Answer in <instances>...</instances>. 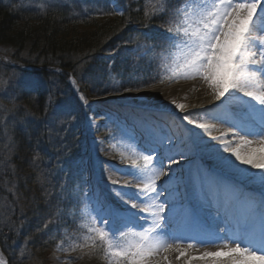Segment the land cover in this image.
<instances>
[{"label":"rangeland","instance_id":"obj_1","mask_svg":"<svg viewBox=\"0 0 264 264\" xmlns=\"http://www.w3.org/2000/svg\"><path fill=\"white\" fill-rule=\"evenodd\" d=\"M23 1L42 5L48 1L58 0ZM70 1L71 3L73 1L79 2L82 8H86L89 5L95 8L99 2L103 3L111 11L115 9L113 14L108 16L119 15L123 12L122 0ZM154 4L158 7L160 0H155ZM94 13L97 14L99 19L106 17L105 14ZM166 27L167 24L163 27L152 25L142 28L133 25L132 28L136 29L132 30L130 35H123L117 38L116 42L109 48V52L96 58L83 59L84 66L79 68L78 75L75 76L70 73L66 75V78L63 77V80L60 77L58 78L57 75L65 73L58 67H49L46 70L50 71V73L42 75L33 72V68L41 69L39 67L26 66L16 59L17 65H15L9 59L0 57V133L5 157L11 154L15 146L14 132L16 130L37 129L40 133L39 140L44 143L48 154L51 153L56 163L52 176L56 178L61 172L60 178L53 179L55 183L60 182L65 187V195L70 202L66 213L69 222L68 227H63V225L56 222L55 215H52L53 218L49 216L48 219H44L40 227H37L38 230L44 232L45 236L42 238L58 234L61 238L57 245L50 252H47L46 264H109L103 252L91 253L89 251L91 241L85 239L86 236L90 235L88 227L85 226L87 223L84 218L85 205L95 208L94 204L90 202L91 199L95 200L97 206L100 204L93 193L88 190L90 173H88L87 168L93 160V154L98 151L99 143L104 144L105 154L117 166L127 164L132 168L130 161L137 159L140 153L146 155L147 152H143L144 147L140 146L141 136L137 138L136 133H130L118 111L113 110L110 112L107 109L100 113L102 110L95 107L94 103L99 100L114 99L127 93H135L152 86L115 92L125 85L122 80L129 77L130 72H134V67L137 66L145 71L147 69L151 70V82H157L153 83V86L163 85L168 87L175 83L184 84L195 79V77L167 79L169 74L167 69L171 66L174 54L162 51L161 48L166 36ZM157 29H162L159 34L162 40L160 44L156 41L152 42L150 37H148L151 31H156ZM112 49L113 51H111ZM136 56L141 59V62L134 66V63L131 62ZM127 60H131V62L129 63ZM126 70L130 71L125 72ZM161 77H164L163 82H161ZM80 80H83L82 84L79 82ZM29 84L34 87H27L26 85ZM24 93L28 95L32 102L34 101L32 98L35 95L42 97V105L44 106L42 107L41 115H35L36 113L26 104V101L23 100L25 98ZM84 100H87L88 103L85 104ZM222 112L224 111L221 110ZM188 113L190 114V119L197 121L202 115L195 109L190 110ZM182 115H178L177 118L184 122L186 128L187 126L188 129L197 128L195 125L184 121ZM139 117L142 120L150 119L144 113H141ZM165 119L171 123V118ZM38 132L36 134H39ZM190 135L186 131L182 132L181 137H177L176 140L184 136L189 138ZM75 140L77 142L76 148L72 152L69 149L70 146L73 147ZM203 145L204 143L193 146L195 149V151H192L193 156L185 157L183 160L193 157L197 158L186 170V180L192 184L189 187L188 199L190 203L198 201V190L196 187L198 185L204 186L211 176V161L197 152V149H201ZM140 164L143 165L142 160ZM203 166H207L208 169L204 171ZM174 174L178 175L179 171ZM129 177L132 186L139 183V181L133 179L132 175ZM49 179L48 177L47 181ZM2 185L6 192H14L13 183H8L6 178L2 181ZM13 199L14 196L11 195L10 202L5 203L6 199L1 197L0 232L5 239L9 240L13 258L23 262V260L27 261L30 258L29 244L32 239L29 240L30 237L27 238L23 233L18 238L10 236V231L20 230L22 228L21 224H23L21 222L22 213L19 211L16 213L14 208L16 204L12 201ZM261 201H264V193L260 194V198L257 201V213ZM6 205L11 206V208H5ZM103 210H101V215L104 214ZM16 219H21L17 222L19 223L18 225H16ZM36 239L40 240L41 236L36 237Z\"/></svg>","mask_w":264,"mask_h":264},{"label":"snow or ice","instance_id":"obj_2","mask_svg":"<svg viewBox=\"0 0 264 264\" xmlns=\"http://www.w3.org/2000/svg\"><path fill=\"white\" fill-rule=\"evenodd\" d=\"M170 3L171 0H160L151 13L169 16L161 45L162 51L174 54L167 79L199 76L214 90V99L218 101L236 93L251 97L262 106L258 121L247 122L250 117L245 113L232 121L234 127L229 132L245 143H251L248 136L264 140V0H177L174 8H170ZM98 14L106 13L100 10ZM251 49L256 51L250 52ZM84 103L87 104V100ZM172 103L176 109L184 107L175 101ZM250 107L255 111L254 106ZM182 119L204 131L210 128L208 124L190 119L189 113L183 114ZM226 135L228 133L213 139H221L225 150L232 152L240 163L264 169V154L242 155L229 146V141L223 140ZM151 142L156 141L153 138ZM143 152L150 154L140 153L137 159L130 161L133 167L123 170L139 181L135 190L130 187L131 181L113 189L125 209L123 215L111 208L101 215V209L85 205V226L90 233L85 239L91 241L89 251L103 252L109 264H146V257L161 248L171 247L167 243V228L173 220L168 213L175 211L170 187L172 165H179L185 156L177 153L179 160L161 157L153 147H145ZM259 182L264 186V175L259 177ZM111 183L117 185L119 182L112 180ZM243 208L237 223L247 246L242 248L237 242L227 253L220 250L205 253V256L238 254L233 264H264V254H258L264 253V201L258 213L251 199L243 201ZM225 211H229L228 207ZM240 239L236 237L237 241ZM180 254L185 253L181 250ZM0 264L5 262L0 259Z\"/></svg>","mask_w":264,"mask_h":264},{"label":"bare ground","instance_id":"obj_3","mask_svg":"<svg viewBox=\"0 0 264 264\" xmlns=\"http://www.w3.org/2000/svg\"><path fill=\"white\" fill-rule=\"evenodd\" d=\"M255 51L250 50V52ZM172 101L184 107L176 109ZM94 104L102 110L100 113L107 109L110 112L118 111L130 133H136L137 138L141 136L139 137L141 147H153L161 157L171 156L173 160H179L177 153H183L186 158L193 156L192 151H195L193 146L204 143L197 152L209 159L212 164L210 180L204 186L196 187L198 201L195 203H190L188 199L189 187L192 184L186 180V170L197 158L181 160L179 165H172L173 179L170 187L175 211L168 213L173 216V220L167 228L169 236L167 243L171 247L161 248L148 256L146 264H233L238 254L219 257L204 254L220 250L227 253L230 248L236 246L237 242L242 248L247 246L243 242L244 237L237 218L244 211V200L251 199L256 205L258 204L260 194L264 193V186L259 182V177L264 175V169L240 163L232 152L225 150L221 139H213V137H221L223 133H228L223 136V140L229 141V146L242 155L264 154V140L259 136H248L247 140L251 143H245L239 137L234 138L229 132V129L234 127L232 121L239 119L245 113L250 117L247 122L258 121V112L262 106L243 93L226 96L221 98V101L215 100L214 90L199 76L184 84L175 83L168 87L152 85L135 93L99 100ZM250 106H254L255 111ZM193 109L202 114L198 119L200 123L210 125L208 131L199 128L188 129V126L186 128L184 122L177 118L178 115ZM221 110L224 112L221 113ZM141 113L146 114L150 119L142 120L139 117ZM168 117L171 118V123L165 119ZM185 131L191 134L190 137L184 136L176 140ZM153 138L156 141L154 143L151 142ZM104 149V144L99 143L98 151L93 154V160L87 168L90 173L88 190L100 204L97 206L93 199L90 202L97 209L111 208L123 215L125 209L113 189L123 185L125 181H131L130 174L123 171L131 167L127 164L117 166L108 158ZM164 163L167 165V160ZM207 169V166H203L204 171ZM177 171L179 174L175 175ZM112 180L119 183L112 185ZM135 186L130 187L135 190ZM226 207L229 209L227 212ZM237 236L241 237L240 241L236 240ZM181 250L184 255L180 254ZM0 259L6 264L1 249Z\"/></svg>","mask_w":264,"mask_h":264},{"label":"trees","instance_id":"obj_4","mask_svg":"<svg viewBox=\"0 0 264 264\" xmlns=\"http://www.w3.org/2000/svg\"><path fill=\"white\" fill-rule=\"evenodd\" d=\"M154 1L122 0L123 14L108 16L113 14V11L100 2L95 8L90 5L82 8L79 2L71 3L70 0L48 1L42 5L30 4L23 0H0V52L25 65L41 67L33 68L34 73L45 75L50 73L46 68L58 67L65 73L57 75L62 80L68 73L77 76L79 68L84 66L83 59L96 58L109 52L117 38L130 35L131 31L136 29L132 28L133 25L141 28L152 25L165 26L169 20L168 15L151 14L153 8L157 7ZM176 6L177 0H171L170 8ZM100 10L106 13V17L99 19L94 13ZM161 32L162 29L151 31L148 37L152 42L160 44ZM140 62L141 59L136 56L131 63L137 66ZM134 68V72L131 71L129 77L122 80L125 85L118 91L139 89L157 83L151 82V70L145 71L139 66ZM128 71L130 70L125 72ZM23 95V100L35 115H41L44 106L42 97L35 95L32 102L28 95ZM28 130L18 129L14 132L15 146L8 157H5L0 133V200L3 197L6 199L5 203H9L13 195L12 201L16 204L14 208L16 213H22L23 223L20 230L10 231V236L18 238L23 233L27 238L30 237L29 240L32 239L29 244L30 258L25 260L26 262L23 260V263L13 258L9 240L0 232V248L8 264H46L47 252H50L61 238L59 234L42 238L45 236L44 232L37 227L52 215L56 216V222L63 227H68L69 224L66 215L70 205L69 198L65 195V187L60 182L55 183V177L52 176L56 164L54 158L39 140L38 130ZM74 142L73 147L70 146L69 149L72 152L76 148L77 142ZM46 176L50 181H47ZM60 176L61 172L57 177ZM4 177L8 183H13L14 192H6L3 188ZM9 207L11 208L6 205L5 208ZM20 220L16 219L15 222ZM39 236L41 239L37 240L36 237Z\"/></svg>","mask_w":264,"mask_h":264},{"label":"water","instance_id":"obj_5","mask_svg":"<svg viewBox=\"0 0 264 264\" xmlns=\"http://www.w3.org/2000/svg\"><path fill=\"white\" fill-rule=\"evenodd\" d=\"M0 55H1V54H0ZM11 61H12L13 63L17 64L15 60L11 59Z\"/></svg>","mask_w":264,"mask_h":264}]
</instances>
